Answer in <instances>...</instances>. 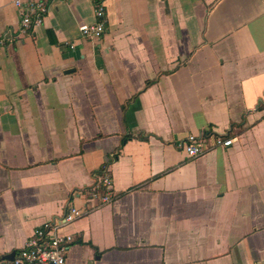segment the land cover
Returning a JSON list of instances; mask_svg holds the SVG:
<instances>
[{
    "label": "crops",
    "instance_id": "0c3cea01",
    "mask_svg": "<svg viewBox=\"0 0 264 264\" xmlns=\"http://www.w3.org/2000/svg\"><path fill=\"white\" fill-rule=\"evenodd\" d=\"M0 0V261L68 204L67 264H264V0ZM22 2L36 0H21ZM73 46V48H71ZM188 135L235 138L190 159ZM108 172L115 197L82 195ZM86 197V196H85Z\"/></svg>",
    "mask_w": 264,
    "mask_h": 264
},
{
    "label": "built area",
    "instance_id": "2783aa9c",
    "mask_svg": "<svg viewBox=\"0 0 264 264\" xmlns=\"http://www.w3.org/2000/svg\"><path fill=\"white\" fill-rule=\"evenodd\" d=\"M14 5L20 14V31L37 26L46 12L45 0L22 2L15 0ZM94 15L96 22L92 25H82L79 28L83 39H98L104 32L103 18L105 16L104 0H94ZM5 38H0V46ZM73 48V46H71ZM235 138L211 137L208 135H188L177 147L190 159L198 158L216 148H227L234 143ZM86 196V197H85ZM115 197L110 175L106 173L98 184L89 190L88 195L81 198L88 201L96 200L101 204L113 201ZM90 209H81L70 202L59 219L45 222L34 229L31 237L25 242L22 249L15 253L10 261H0V264H67L66 258L73 237L66 233V228L75 220L81 218Z\"/></svg>",
    "mask_w": 264,
    "mask_h": 264
}]
</instances>
